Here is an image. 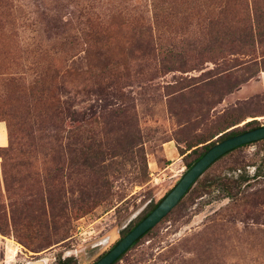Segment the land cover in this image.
<instances>
[{"label": "rangeland", "instance_id": "obj_1", "mask_svg": "<svg viewBox=\"0 0 264 264\" xmlns=\"http://www.w3.org/2000/svg\"><path fill=\"white\" fill-rule=\"evenodd\" d=\"M77 2L0 0V147L13 129L0 153V264H93L186 171L179 149L230 122L264 126V47L201 57L225 30L208 24L214 0H90L105 56L82 44ZM201 180L216 182L193 186L115 264H264V143Z\"/></svg>", "mask_w": 264, "mask_h": 264}, {"label": "trees", "instance_id": "obj_2", "mask_svg": "<svg viewBox=\"0 0 264 264\" xmlns=\"http://www.w3.org/2000/svg\"><path fill=\"white\" fill-rule=\"evenodd\" d=\"M77 1L78 2L75 4V7L76 9L77 8L79 9L78 11H79V18H80L79 20H77L78 21L77 31L79 33L82 44H84L86 48L88 49H98L96 54L100 56H105V53L107 52L101 53V50L103 48L105 49L106 45L108 44L109 36L106 34L104 29H102V27L100 26L101 20L98 18V16H96L95 18L93 17L94 14L91 13V10L93 9V7L89 4L90 0H77ZM214 2L218 4L215 7V10L216 9L218 10L217 15H215L214 18H211L208 24L211 27L219 26L220 28L225 29V30H220L216 32L215 37L212 39L213 43L208 47L209 49H207L205 53L201 54V57H203V55L208 54V60H210L211 58H213L212 56L215 54L217 48H219V52H221V56L223 57H225L226 55L229 56V55H234V54H238L241 56H251L252 54H254L255 48L264 47V0H214ZM112 9L115 10L114 13L116 14L114 15H117V14L118 16L122 15L121 12H118L120 11V9L118 10V7L112 8ZM155 19L156 18H155V13H154V20ZM132 20H135V19L133 18ZM75 21L76 20H74V18H71L69 16L68 18H66L65 26L72 25V23ZM234 27L236 28L238 27L240 30L234 31L233 30ZM41 53L42 52H40V54ZM169 70H171V68ZM45 84L46 82L45 80H42V78H39L38 81H35L36 88L41 89L40 98H44V99L46 96ZM231 91L232 89H227L226 92L230 93ZM241 122L227 123V125H225V128H223L217 134H214L211 137H208V139H199L198 141H194L192 143L187 144L184 150L179 149L178 150L179 154L180 156H183V159L190 158V160L185 165L186 170L190 169L199 160V158L211 146H213L216 143L214 141H211L215 136L219 135L216 138V140L222 141L231 136L241 134L246 131H250L252 129L260 127L258 121L252 120V121L244 123L243 128L240 130L236 131L238 127L232 128ZM6 125H7V133L9 137V145L7 148L0 147V153L8 152L13 145L11 141V136L13 135V129L8 122L6 123ZM259 142L264 143V140L259 141ZM254 144L256 143H251V144L239 147L231 152H234L240 148L254 145ZM231 152L223 155L213 164H215L216 162H218L219 160H221L223 157L230 154ZM84 154L85 155L83 156V159H84V162L86 163L87 161H90L91 151L87 149V151H84ZM212 165L210 167H212ZM1 169H2L3 182L5 185V189L8 191L10 184H11V182L9 181V179H11V176L7 173L5 164L2 163ZM215 182L216 181H212V182H208V180L203 181L201 180V177H199L195 181V183L191 186V188L188 190V192L196 184L198 185V188L206 190V188H210L214 186ZM226 188H227V193H228V195L226 196L230 197L231 191L234 188V185L228 184ZM188 192L185 194V196L188 194ZM165 195L156 204H154L149 210V212H147L129 231H127V233L130 232L144 217H146L160 203V201L165 197ZM182 199L180 200V202L182 201ZM85 206L87 205L82 204V206L80 205L79 207H77L75 209L76 213L88 212L89 207L88 206L85 207ZM61 211L63 212L62 208L59 209V212L56 213V216H59L61 218L68 216L66 212L65 213L63 212L64 214L60 215ZM23 215H25L23 219H34L33 217L29 218V216L26 215L25 213ZM147 233H145V235ZM140 239H138L132 246H134ZM123 255H121L117 259V261ZM117 261H115L113 264H115ZM69 262H70L69 260H66V261H63L62 264H70Z\"/></svg>", "mask_w": 264, "mask_h": 264}, {"label": "water", "instance_id": "obj_3", "mask_svg": "<svg viewBox=\"0 0 264 264\" xmlns=\"http://www.w3.org/2000/svg\"><path fill=\"white\" fill-rule=\"evenodd\" d=\"M262 140H264V126L216 142L190 169L184 171V173L180 175L177 183L165 195L160 203L94 264H113L138 239L154 228L178 205L195 181L201 177L215 161L239 147L257 143ZM42 263L43 262H38L33 264Z\"/></svg>", "mask_w": 264, "mask_h": 264}, {"label": "flooded vegetation", "instance_id": "obj_4", "mask_svg": "<svg viewBox=\"0 0 264 264\" xmlns=\"http://www.w3.org/2000/svg\"><path fill=\"white\" fill-rule=\"evenodd\" d=\"M123 237H124V236H123ZM116 244H117V242H116V243H115V244H114L109 250H111ZM131 247H132V246H131ZM131 247H130V248H131ZM130 248H129V249H130ZM129 249H128V250H129ZM109 250H108V251H109ZM128 250H127V251H128ZM108 251H106L105 253H103V254H102V255H101V256H100V257H99L94 263H96V262H97L101 257H103ZM127 251H126V252H127ZM126 252H125V253H126ZM122 255H123V254H122ZM116 261H117V260H116ZM94 263H93V264H94Z\"/></svg>", "mask_w": 264, "mask_h": 264}, {"label": "crops", "instance_id": "obj_5", "mask_svg": "<svg viewBox=\"0 0 264 264\" xmlns=\"http://www.w3.org/2000/svg\"><path fill=\"white\" fill-rule=\"evenodd\" d=\"M6 145V144H5ZM5 145L1 146V147H4Z\"/></svg>", "mask_w": 264, "mask_h": 264}]
</instances>
